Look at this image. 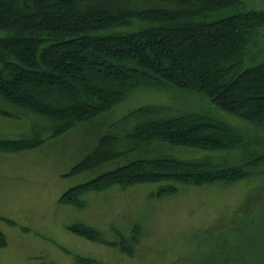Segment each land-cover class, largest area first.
Masks as SVG:
<instances>
[{
  "label": "trees",
  "instance_id": "trees-1",
  "mask_svg": "<svg viewBox=\"0 0 264 264\" xmlns=\"http://www.w3.org/2000/svg\"><path fill=\"white\" fill-rule=\"evenodd\" d=\"M260 6L248 8L242 0H0V114L31 121L30 135L0 139V152L38 148L46 134L63 136L136 92L182 97L178 105L125 115L120 128L101 136L66 175L96 176L67 190L59 202L83 208L86 193L115 186L166 183L155 193L165 197L179 185L247 182L251 188L234 216L238 222L230 221L233 231L223 239L227 247L189 264H230L229 255L241 251L245 239L256 252L252 264H264ZM154 144L194 148L201 156L142 155ZM118 160L122 164L108 168ZM68 230L105 243L89 225ZM133 232L131 242L138 241L140 226ZM131 242L124 240L121 250L131 253ZM6 245L0 230V249ZM74 264L99 262L78 257Z\"/></svg>",
  "mask_w": 264,
  "mask_h": 264
},
{
  "label": "rangeland",
  "instance_id": "rangeland-1",
  "mask_svg": "<svg viewBox=\"0 0 264 264\" xmlns=\"http://www.w3.org/2000/svg\"><path fill=\"white\" fill-rule=\"evenodd\" d=\"M242 1L248 8L258 3L264 8V0ZM177 98L154 90L136 92L63 136L50 139L46 134V142L38 148L0 152V230L7 239L6 247L0 249V264H74L78 257L93 258L99 264H189L226 248L224 236L233 231L230 221L238 222L234 216L251 188L247 182L229 187L179 185L176 194L165 197L155 193L166 183L127 189L115 186L86 193L83 208L59 202L67 190L96 176L94 172L66 175L101 136L114 134L120 128L117 123L129 112L146 106L178 105L183 99ZM30 128L27 117L0 114V139L28 137ZM142 155L193 159L201 153L194 148L154 144ZM120 164L118 160L108 168ZM79 223L98 230L105 243L68 230ZM135 226H140L141 236L131 242ZM124 240L131 242V253L121 250ZM249 247L245 239L241 251L229 255L230 264H252L256 252Z\"/></svg>",
  "mask_w": 264,
  "mask_h": 264
}]
</instances>
